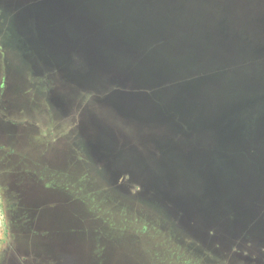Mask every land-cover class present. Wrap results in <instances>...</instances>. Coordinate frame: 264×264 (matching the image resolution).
I'll return each mask as SVG.
<instances>
[{"label":"rangeland","instance_id":"obj_1","mask_svg":"<svg viewBox=\"0 0 264 264\" xmlns=\"http://www.w3.org/2000/svg\"><path fill=\"white\" fill-rule=\"evenodd\" d=\"M17 10L0 0V264H264V198L251 199L255 213L235 229L226 217H211L219 210L216 181H207L210 207L194 200L203 183L191 179L192 170L219 161L163 156L181 165L185 177L160 182L163 169L144 151L143 131L123 135L127 126L104 118L101 99L126 90L122 81L112 75L83 84L75 57L54 62L47 52L25 49ZM179 81L169 77L164 86L176 88ZM140 82L137 91L156 97L159 90H147L154 84ZM197 105L204 109L209 102ZM175 114L166 118L172 124L195 123L185 112ZM98 117L119 128L101 135L110 160L92 133ZM249 142L257 148L254 138ZM251 153L238 155V165L248 167Z\"/></svg>","mask_w":264,"mask_h":264},{"label":"water","instance_id":"obj_2","mask_svg":"<svg viewBox=\"0 0 264 264\" xmlns=\"http://www.w3.org/2000/svg\"><path fill=\"white\" fill-rule=\"evenodd\" d=\"M43 1L2 0L19 9L16 29L25 38L24 48L38 55L47 52L48 61L75 57L81 62L83 84L112 75L113 81H122L126 90H113L101 99L108 115L104 118L127 126L123 135L143 131L144 151L163 169L159 181L168 185L185 177L179 173L181 165L163 156L217 160V167L205 162L192 170L191 179L203 183L194 200L210 207L207 181L213 180L220 198L218 213L211 217L222 215L235 229L252 217L256 208L251 199L264 198V58L259 59L264 31H255V23L264 22L259 10L264 0H56L48 6ZM197 73L206 75L176 82V88L163 85L169 77ZM141 79L154 84L156 97L137 91ZM203 102H209L204 109L197 105ZM166 105L176 110L170 112ZM184 112L195 121L189 128L166 119ZM96 121L92 133L110 160L105 151L109 144L101 135H116L117 125L102 123L100 117ZM259 128L261 133L255 134ZM250 138L257 148L251 147ZM155 150L160 156L150 153ZM250 153L254 158L248 167L239 166L237 156Z\"/></svg>","mask_w":264,"mask_h":264},{"label":"trees","instance_id":"obj_3","mask_svg":"<svg viewBox=\"0 0 264 264\" xmlns=\"http://www.w3.org/2000/svg\"><path fill=\"white\" fill-rule=\"evenodd\" d=\"M258 23V26L261 27L262 29H259L255 26V31L256 33H259V32H262L264 31V22H257ZM165 41H160V42H157V44H163ZM259 57L262 59L264 58V50H262L261 52H259ZM247 60H250V59H247ZM241 62V61H240ZM244 62V61H243ZM219 69L218 68H215L214 69V72H217ZM206 74L205 73H197V74H192V75H189L185 78H182L180 80H183V79H186V80H196V79H199V78H202L204 77ZM163 85H168V83L166 84H163ZM154 87H152L151 89H148V90H152Z\"/></svg>","mask_w":264,"mask_h":264}]
</instances>
